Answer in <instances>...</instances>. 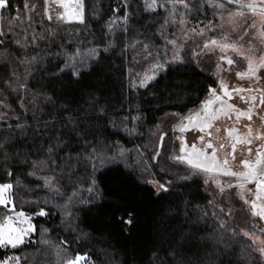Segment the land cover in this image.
Returning <instances> with one entry per match:
<instances>
[{"label":"snow or ice","instance_id":"snow-or-ice-1","mask_svg":"<svg viewBox=\"0 0 264 264\" xmlns=\"http://www.w3.org/2000/svg\"><path fill=\"white\" fill-rule=\"evenodd\" d=\"M232 5H237L238 10L231 9ZM88 7L85 0H22V6L17 3L15 7L12 0H0V54L11 56V48L17 65H26L23 80L17 72L10 73L11 79L0 76V172L9 178L8 182H0V209L6 210L0 216V248L15 250L40 235L36 256L52 250L50 229L38 228L34 216L58 214L60 227L65 231L76 233L81 240L91 239V234L80 227L78 213L98 203V173L109 164L132 161L126 166L140 168L142 180L138 182L150 185L157 197L171 195L177 180L187 182L196 177L202 178L207 197L204 206L185 202L182 223L178 208L167 210L168 219L157 222V227L166 226L148 264H264V131L247 122L243 124L245 133L236 127L242 118L252 121L254 115L264 123V0H165L160 4L157 0H143L145 12L164 10L155 38L131 33L139 6L133 9L129 0H122L123 15H116L121 8H113V18L107 22L102 12L87 15ZM245 10L253 18H245L243 25L226 31L221 23L223 13L244 18ZM201 15L207 23L200 19ZM92 19L105 26L98 38L89 39L92 33L85 35L84 29ZM64 24L76 27L74 33H69L75 41L61 34ZM169 28L176 31L168 32ZM156 38L162 43L157 45ZM58 40L63 42L58 44ZM118 40L123 44V52L132 49L141 57L134 58V65L128 67L127 79L133 88H148L159 73H167L173 66L199 68L205 61H215V79L207 85L205 98L185 114L165 113L160 123L171 117L176 123L170 131L178 134L169 135V130H161L157 123L155 130L149 129L145 137L152 143L151 149L141 145L126 149L111 139L117 131L131 135L143 127L147 119L140 115L143 109L130 108L117 124L110 118L108 106L100 103L98 89L87 83L101 51L108 53L119 47ZM53 60L58 63L47 66ZM141 63L147 65L143 75L134 72V66ZM225 64L228 67H223ZM41 68L49 81L38 85L46 93L44 104L39 105V97L33 93L28 101L33 105L29 113L21 91L32 87L30 81ZM231 71L236 78L233 84L220 75ZM72 85L76 87L72 89ZM72 92L79 93V98L73 95L70 102L66 97ZM61 96L65 98L60 100ZM155 106L160 107L159 101ZM221 115L232 121L230 126L223 125L227 138L234 140L231 151L221 127L214 125ZM186 132H191V141L186 140ZM169 142L173 144L171 151ZM237 144L252 145L246 151L254 152L255 158L235 155ZM16 164L25 166L24 175L41 181L36 190H26V194L35 197L27 209L19 205L18 210L16 203L17 193L22 190L19 182H11L17 175ZM175 166H182V171L173 172ZM189 207L194 209L191 215ZM53 208L60 211L52 212ZM134 212L127 209L119 218L129 232L137 224ZM234 220H243L245 227H234ZM209 224L211 227L205 231L202 225ZM67 243L66 239L61 240V244ZM241 243L244 247L237 252L236 246ZM61 251L57 249V256ZM0 264L29 262L12 255L0 259ZM57 264L95 262L88 253H76L71 258L65 252Z\"/></svg>","mask_w":264,"mask_h":264},{"label":"trees","instance_id":"trees-1","mask_svg":"<svg viewBox=\"0 0 264 264\" xmlns=\"http://www.w3.org/2000/svg\"><path fill=\"white\" fill-rule=\"evenodd\" d=\"M90 7L86 8V14L91 16L95 12H102L104 21L107 22L113 18L112 9L121 8L119 16L123 15L121 7L122 0H85ZM165 0H157V3H164ZM22 0H12L13 7ZM133 9L138 10L135 13V19L132 22L131 33H140L142 37L155 38V34L160 30L159 25L163 23L164 10L157 8L156 12H145L143 8V0H129ZM210 11V10H209ZM7 16V13H5ZM201 17V16H200ZM104 24L92 19L88 22L87 29H84V34L92 33V38H98L104 29ZM7 26L5 25V28ZM61 34L66 39L75 41V36H69V33H74L76 27L72 24H64L61 26ZM83 28V26H79ZM120 24H117V28ZM174 28H169L171 32ZM39 30V29H37ZM63 41H57L62 43ZM145 43L151 42L145 40ZM120 46L108 53L101 51V58L98 63L93 65V69L89 74L87 83L98 89L97 97L101 104L108 106L110 118L119 123L123 117L128 114L130 108L135 109L140 107L143 112L142 116L147 119L143 121V127H138L136 131L129 135L124 132L117 131L111 137L112 140L119 141L121 146L126 149H135L137 145L147 146L149 149L153 147L145 137L148 135V130H155V125L161 122L165 113H181L185 114L189 109H193L199 105L200 100L204 99L207 85L213 83L215 77L205 73L199 68L194 67H176L173 66L167 73H161L158 79L151 83L148 88L131 87L128 83L127 73L129 65H134V58L141 59L138 51L134 52L128 49L123 52V44L118 40ZM157 45L161 44L158 38L155 39ZM139 48V46H138ZM56 51V48L52 49ZM19 51V50H18ZM31 48L28 49L31 54ZM3 52V50H0ZM11 56L0 54V76H5L11 79L10 73L17 72L20 79L25 77L26 65L18 66L15 52L10 48ZM21 54H23L21 52ZM43 55V52H41ZM8 64H5V61ZM47 60V57H45ZM58 61L53 60L49 67L54 66ZM147 65L141 63L134 66V72L143 71ZM67 74H65V81ZM49 81L43 75V68L35 74V79L31 80V88L27 92L21 91V95L25 97V104L30 113L33 110V105L28 103L32 98L33 93L39 97V105L44 104L42 93L38 87L40 84H47ZM76 86L72 85L74 89ZM155 94V98L153 97ZM2 95V94H0ZM14 95V94H13ZM73 95L79 98V93L72 92L66 98L71 102ZM61 96L59 99L63 100ZM156 101H159L160 107L155 106ZM19 103V102H17ZM38 105V106H39ZM16 107V104L13 105ZM133 114H136L133 112ZM30 122V121H29ZM132 128V124H129ZM143 132L145 135H139ZM158 135V133H157ZM135 157V152H132ZM127 164H133L132 161H121L116 164H109L103 167L98 173L99 194L96 195L97 204L92 206L90 210L80 211L78 213L80 219V227L91 234V239L81 240L76 233L69 234L60 227V216L49 215L46 217H33V222L38 228L47 227L50 229V243L54 246L52 250L44 252L39 257L36 253L39 250L38 242L41 240L40 235H35L32 243H25L18 249H3L0 248V259L8 256H19L21 261L27 258L29 264H57V260L64 258V253L70 254L74 258L76 253H88L95 264H148V260L152 255L153 249L159 246L161 233L166 225L157 227V222L167 220V210L179 209L180 222H183L184 205L186 201H191L193 205L199 204L204 206L207 203L206 194L203 191V180L196 177L190 181L177 180V186L173 189L172 194H164L157 197L155 191L150 185L138 182L142 180L141 169L138 167H127ZM24 165L16 164L14 170L17 175L11 178V182L15 185L19 182L21 191L17 193L16 203L25 205L35 197L26 194V190H36L41 184V181L24 175ZM177 166L172 168V171H177ZM0 182H8V177L3 175ZM167 179L168 177H164ZM40 197L43 198L41 191ZM102 194V198H101ZM127 209H134V214L137 216L136 227L130 232L124 228L119 222V218ZM5 209H0V216L4 215ZM60 210L53 208L52 212L58 213ZM194 209L189 207L188 213L191 215ZM179 226V225H177ZM233 226L236 225L233 223ZM205 231L211 225H202ZM66 239L67 244H61V240ZM243 239V238H242ZM244 244L236 246V251L239 252ZM61 249L60 256H57V249ZM254 264H260V261H255Z\"/></svg>","mask_w":264,"mask_h":264},{"label":"rangeland","instance_id":"rangeland-1","mask_svg":"<svg viewBox=\"0 0 264 264\" xmlns=\"http://www.w3.org/2000/svg\"><path fill=\"white\" fill-rule=\"evenodd\" d=\"M229 7L231 9H233V10H238L237 8H234V7H231V6H229ZM60 11H63V10L60 9ZM207 14H208V18L211 19L212 18V12H211V10L208 11ZM223 16H224V19L221 22L222 23V26L224 27V29L226 31H229V32L231 31V29L234 26H236V25H243L244 22H245V18L248 19V20H251L253 18L252 14L249 13V12H247L246 10H245V17L244 18H241V17L231 18V17H229L228 12H224L223 13ZM200 19L201 20H204L203 15H201ZM217 19H219V15L217 16ZM234 20H235V24H234ZM194 23H195V21L193 20V24ZM204 23H207V21L204 20ZM256 23H257V28H259L260 27V21H259L258 18L256 19ZM172 31H176V29H173ZM223 67H228V66L225 64V65H223ZM199 69L202 70L205 73H208V74H211L212 76H214L213 73L215 72V61H212V62L205 61V62H203V63L200 64ZM138 72H141V71H138ZM144 72H145V70H143L141 72V74L143 75ZM161 73H163V72H161ZM161 73H159V75ZM227 73H228V75H234L235 76V72L234 71H231V72H221L220 75H226ZM174 123H176V121L174 119H172L171 117H169L167 119H164L163 122L160 123V128H161V130H169V135H173V133L170 131V129H171V127H172V125ZM167 139L168 138L165 137V140L166 141H167ZM175 147L178 150V148H179V142L176 141ZM168 148H169V151L172 150L173 144L171 142L168 143ZM177 168H178L177 171H182V166H177ZM237 208H239V205L238 204H237ZM237 215H239V212H237ZM233 223L235 225H239L240 227H245V225L243 223V220H234Z\"/></svg>","mask_w":264,"mask_h":264},{"label":"flooded vegetation","instance_id":"flooded-vegetation-1","mask_svg":"<svg viewBox=\"0 0 264 264\" xmlns=\"http://www.w3.org/2000/svg\"><path fill=\"white\" fill-rule=\"evenodd\" d=\"M221 76L227 78L229 84L236 83V78H235L234 75H228V73H227L226 75H221ZM240 83L241 84H244L245 82L240 81ZM213 86H215V85H213ZM245 86H246V84H245ZM240 106L244 107L245 105L241 104ZM197 107H195L193 109H196ZM245 122L251 123L254 129H260L261 131H264V123H262L261 120L256 115H254L252 121H246V118H242L241 119V122L236 125V127L239 129V132L240 133H245L247 131V129H245L243 127V124ZM231 123H232V121H229L227 119V117H224L223 115H221L219 117V119L214 122V125L215 126H220L221 127V133L225 136V140H226V142L228 144V150L229 151H231V144L234 142V140H229L227 138V133L224 131L223 125L224 124H228L230 126ZM176 134H178V133H173V135H176ZM184 135H185L186 140H188V141H191L192 140V134H191V132H186ZM177 142H179V141H177ZM246 147H252V145L244 146V145L237 144V151H236L235 155H237V156H241L242 155L245 158L254 159L255 158L254 152L251 153V154L248 153L246 151ZM233 163H235V162H233ZM241 167H242V165H241ZM249 187H252L253 189L255 188L254 185H249ZM250 219H252V220H258V218H251V217H250Z\"/></svg>","mask_w":264,"mask_h":264},{"label":"water","instance_id":"water-1","mask_svg":"<svg viewBox=\"0 0 264 264\" xmlns=\"http://www.w3.org/2000/svg\"><path fill=\"white\" fill-rule=\"evenodd\" d=\"M231 7H234V8H237L238 9V6L237 5H232Z\"/></svg>","mask_w":264,"mask_h":264}]
</instances>
